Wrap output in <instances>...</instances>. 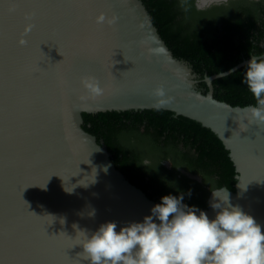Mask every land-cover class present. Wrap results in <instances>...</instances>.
<instances>
[{
    "label": "water",
    "instance_id": "water-1",
    "mask_svg": "<svg viewBox=\"0 0 264 264\" xmlns=\"http://www.w3.org/2000/svg\"><path fill=\"white\" fill-rule=\"evenodd\" d=\"M100 13L116 22L97 24ZM247 61L205 75L203 94L141 0H0V264H87L79 230L116 222L118 231L159 203L83 129V112L164 109L209 128L237 181L234 191L213 189L202 211L213 219V193L227 192L264 232V125L248 122L249 105L213 96V80ZM86 76L99 81L102 95L82 88Z\"/></svg>",
    "mask_w": 264,
    "mask_h": 264
},
{
    "label": "trees",
    "instance_id": "trees-1",
    "mask_svg": "<svg viewBox=\"0 0 264 264\" xmlns=\"http://www.w3.org/2000/svg\"><path fill=\"white\" fill-rule=\"evenodd\" d=\"M141 1L173 56L196 74V87L203 94L205 75L264 55V0H230L212 13L197 10L193 0ZM245 66L213 80L215 99L231 106L255 104L243 83ZM82 118L83 129L106 147L115 167L150 199L160 202L162 196L183 193L184 204L203 210L213 189L234 191L237 173L228 150L195 120L164 109L83 112ZM164 161L171 166H163Z\"/></svg>",
    "mask_w": 264,
    "mask_h": 264
},
{
    "label": "clouds",
    "instance_id": "clouds-1",
    "mask_svg": "<svg viewBox=\"0 0 264 264\" xmlns=\"http://www.w3.org/2000/svg\"><path fill=\"white\" fill-rule=\"evenodd\" d=\"M213 2L221 0H201V7ZM115 22L116 17L108 19L104 13L96 17L97 24ZM32 27L26 24L24 35ZM18 43L23 46L27 41L21 38ZM243 83L255 100L247 107L248 122L264 125V55L250 57ZM81 86L92 96L104 92L92 76L83 77ZM154 95L163 97V88L155 89ZM213 196V219L197 207L184 204V194L180 193L162 196L150 209V215L118 231L116 222L103 223L91 233L79 230L77 245L82 248L81 255L87 264H264L261 225L232 205L227 192L222 197Z\"/></svg>",
    "mask_w": 264,
    "mask_h": 264
},
{
    "label": "flooded vegetation",
    "instance_id": "flooded-vegetation-1",
    "mask_svg": "<svg viewBox=\"0 0 264 264\" xmlns=\"http://www.w3.org/2000/svg\"><path fill=\"white\" fill-rule=\"evenodd\" d=\"M229 1L230 0H221V2L220 3H215V2H213V3H210V4H208L207 6H204V7H201V0H193V3H194V6H195V8L197 9V10H200V11H205V12H207V11H209L210 10V13H212V9L213 8H215L216 6H227L228 4H229ZM250 1H252V0H250ZM163 166H165V167H170L171 166V163H170V161H164L163 163ZM181 171V170H180ZM182 172V171H181ZM184 173V172H183ZM187 174V173H186ZM189 175V174H188ZM191 177V176H190ZM191 178H193V177H191ZM195 179V178H194ZM198 181V180H197ZM201 181V180H200Z\"/></svg>",
    "mask_w": 264,
    "mask_h": 264
}]
</instances>
